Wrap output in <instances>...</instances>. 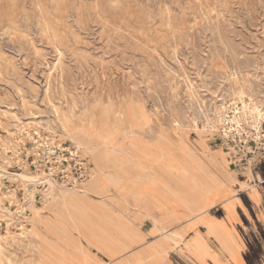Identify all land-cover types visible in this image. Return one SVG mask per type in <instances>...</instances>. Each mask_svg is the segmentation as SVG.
<instances>
[{"label": "rangeland", "instance_id": "rangeland-1", "mask_svg": "<svg viewBox=\"0 0 264 264\" xmlns=\"http://www.w3.org/2000/svg\"><path fill=\"white\" fill-rule=\"evenodd\" d=\"M263 13L264 0H0V264H56L58 248L68 264H193L187 239L154 232L153 219L175 235L180 220L164 209L166 195L173 203L181 190L205 195L217 174L242 173L260 156L264 123L256 132L242 110V128L229 121L239 90L264 111ZM64 118L83 129L93 122L110 148L96 132L64 139ZM134 141L146 156L113 155ZM34 216L40 248L52 252L45 259L38 242L20 237ZM213 249L191 256L222 264Z\"/></svg>", "mask_w": 264, "mask_h": 264}, {"label": "crops", "instance_id": "crops-1", "mask_svg": "<svg viewBox=\"0 0 264 264\" xmlns=\"http://www.w3.org/2000/svg\"><path fill=\"white\" fill-rule=\"evenodd\" d=\"M245 169L237 175L217 174L212 180V191L205 195L198 191L187 194L185 190H181L180 201L174 203L171 202L169 195H166L167 203L164 204V209L179 216L177 231L184 237L180 243L183 245L185 239L189 243V246L183 245L186 248L184 252L187 251L195 256L201 254L204 258L217 255L213 249L216 247L211 240L213 238L207 234V227L204 226L206 219L203 218L201 221V216L198 221L196 219L198 214L206 216L205 213L210 211L212 222L217 226L224 225L229 228V233L234 232L235 245L233 243L231 245L243 246V250L239 253V260L244 264H264V158ZM148 209L155 208L148 207ZM194 211L199 213L193 215ZM191 255L187 256L193 264H204ZM221 259L222 264H231V261L238 260V256L221 255ZM205 263L219 264L211 259H206Z\"/></svg>", "mask_w": 264, "mask_h": 264}, {"label": "bare ground", "instance_id": "bare-ground-1", "mask_svg": "<svg viewBox=\"0 0 264 264\" xmlns=\"http://www.w3.org/2000/svg\"><path fill=\"white\" fill-rule=\"evenodd\" d=\"M169 1V0H168ZM180 1H182V0H180ZM195 2V1H194ZM38 3V2H37ZM170 3V2H169ZM40 4V3H39ZM171 4V3H170ZM176 4V3H175ZM252 4H253V2H252ZM259 4V3H258ZM226 5V4H225ZM215 6V5H214ZM149 7V6H148ZM177 8V7H176ZM199 8V7H198ZM219 8V7H218ZM172 9H173V7H172ZM231 9V8H230ZM148 10V9H147ZM228 10V9H227ZM226 10V11H227ZM153 12V11H152ZM246 12V11H245ZM262 12V11H261ZM264 14V13H263ZM150 16V15H149ZM200 16V15H199ZM253 16H254V14H253ZM151 17H152V15H151ZM204 19V18H203ZM231 18H229V20H230ZM244 19V18H243ZM259 19V18H258ZM41 20V19H40ZM193 20V19H192ZM264 20V19H263ZM222 21V20H221ZM258 21V20H257ZM256 21V22H257ZM262 21V20H261ZM234 22V21H233ZM18 23V22H17ZM67 23V22H66ZM203 23V22H202ZM86 24V23H85ZM203 25V24H202ZM212 25V24H211ZM259 25V24H258ZM79 26V25H78ZM81 26V25H80ZM73 27V26H72ZM85 27V26H84ZM101 27V26H100ZM206 27H208V26H206ZM216 27H217V25H216ZM19 28V27H18ZM64 28V27H63ZM83 28V27H82ZM87 28V27H86ZM166 28H168V27H166ZM213 28V27H212ZM25 29V28H24ZM29 29V28H28ZM84 29V28H83ZM88 30V29H87ZM223 31V30H222ZM225 31V30H224ZM25 32V31H24ZM190 32V31H189ZM211 32V31H210ZM234 32V31H233ZM40 33V32H39ZM20 34V33H19ZM203 35H204V33H203ZM205 36V35H204ZM264 36V35H263ZM53 37V36H52ZM170 37V36H169ZM178 37V36H177ZM201 37V36H200ZM212 37V36H211ZM216 37H217V35H216ZM11 38V37H10ZM14 38H16V37H14ZM107 37H105V39H106ZM12 39V38H11ZM31 39V38H30ZM173 39V38H172ZM206 39V38H205ZM1 40V39H0ZM115 40H117V39H115ZM118 40H119V38H118ZM179 40V39H178ZM14 41V40H13ZM25 41V40H24ZM173 41V40H172ZM193 41V40H192ZM26 42V41H25ZM129 42V41H128ZM174 42V41H173ZM172 42V43H173ZM178 42V41H177ZM180 42V41H179ZM236 42V41H235ZM14 43V42H13ZM28 43H30V42H28ZM132 43V42H131ZM206 43V42H205ZM213 43V42H212ZM259 43H261V42H259ZM263 43V42H262ZM19 44V43H18ZM27 44V43H26ZM47 44V43H46ZM56 44V43H55ZM220 44V43H219ZM240 44V43H239ZM242 45H243V43H241ZM252 44V43H251ZM59 45V44H58ZM174 45V44H173ZM221 45V44H220ZM232 45V44H231ZM255 45H256V43H255ZM1 46V45H0ZM30 46V45H29ZM34 46H36V45H34ZM52 46H54V45H52ZM60 46H61V44H60ZM213 46H214V44H213ZM212 46V47H213ZM240 46V45H239ZM259 46V45H258ZM47 47H49V46H47ZM55 47V46H54ZM58 47V46H57ZM112 47V46H111ZM134 47V46H133ZM169 47V46H168ZM209 47H210V45H209ZM256 47H257V45H256ZM53 48V47H52ZM51 48V49H52ZM56 48V47H55ZM59 48V47H58ZM107 48V47H106ZM116 48V47H115ZM115 48H113V49H115ZM123 48V47H122ZM190 48V47H189ZM246 48V47H245ZM249 48V47H248ZM63 49V48H62ZM117 49V48H116ZM144 49V48H143ZM191 49V48H190ZM215 49V48H214ZM219 49H221V50H223L222 48H219ZM239 49V48H238ZM23 50V49H22ZM66 50V49H65ZM64 50V51H65ZM139 50V49H138ZM193 50V49H192ZM240 50V49H239ZM3 51V50H2ZM56 51V50H55ZM63 51V50H62ZM68 51V50H67ZM67 51H66V53H67ZM226 51V50H225ZM242 51V50H241ZM260 51V50H259ZM18 52V51H17ZM20 52H21V49H20ZM52 52V51H51ZM70 52V51H69ZM110 52H112V51H110ZM109 52V53H110ZM179 52V51H178ZM232 52V51H231ZM245 52V51H244ZM243 52V53H244ZM250 52V51H249ZM35 53V52H34ZM105 53V52H104ZM108 53V54H109ZM119 53V52H118ZM172 53V52H171ZM260 53V52H259ZM20 54V53H19ZM55 54V53H54ZM58 54H59V52H58ZM125 54V53H124ZM151 54V53H150ZM170 54V53H169ZM196 54V53H195ZM199 54V53H198ZM234 54V53H233ZM238 54H240V53H238ZM38 55V54H37ZM133 55V54H132ZM131 55V56H132ZM153 55V54H152ZM158 55V54H157ZM180 55V54H179ZM248 55V54H247ZM258 55V54H257ZM35 56V55H34ZM56 56V55H55ZM72 56V55H71ZM151 56V55H150ZM162 56V55H161ZM171 56V55H170ZM199 56V55H198ZM209 56V55H208ZM217 56V55H216ZM229 56V55H228ZM233 56V55H232ZM54 57V56H53ZM149 57V56H148ZM172 57V56H171ZM224 57V56H223ZM257 57V56H256ZM61 58V57H60ZM71 58V57H70ZM125 58H127V57H125ZM176 58V57H175ZM211 58V57H210ZM247 58V57H246ZM65 59H67V58H65ZM105 59V58H104ZM108 59V58H107ZM157 59H159V58H157ZM161 59V58H160ZM172 59V58H171ZM174 59V58H173ZM178 59V58H177ZM212 59V58H211ZM231 59V58H230ZM229 59V60H230ZM233 59V58H232ZM256 59V58H255ZM59 60V59H58ZM73 60V59H72ZM76 60V59H75ZM80 60V59H79ZM96 60V59H95ZM165 60V59H164ZM175 60V59H174ZM242 60V59H241ZM60 61V60H59ZM64 61V60H63ZM81 61V60H80ZM92 61V60H91ZM110 61V60H109ZM150 61H152L151 59H150ZM163 61V60H162ZM166 61V60H165ZM184 61V60H183ZM233 61H234V59H233ZM249 61V60H248ZM256 61H258V60H256ZM15 62V61H14ZM58 62V61H57ZM61 62V61H60ZM93 62V61H92ZM110 62H112V61H110ZM159 62V61H158ZM178 62V61H177ZM209 62V61H208ZM252 62V61H251ZM255 62V61H254ZM260 62V61H259ZM76 63V62H75ZM74 63V64H75ZM82 63H84L83 61H82ZM130 63V62H129ZM183 63H185V61L183 62ZM249 63V62H248ZM15 64V63H14ZM49 64V63H48ZM55 64V63H54ZM59 64V63H58ZM91 64V63H90ZM89 64V65H90ZM108 64H110V63H108ZM148 64V63H147ZM153 64H154V62H153ZM182 64V63H181ZM242 64V63H241ZM12 65V64H11ZM45 65V64H44ZM57 65V64H56ZM56 65H54L55 66V68H56ZM84 65V64H83ZM132 65H133V63H132ZM186 65V64H185ZM252 65V64H251ZM251 65H249V66H251ZM53 66V67H54ZM93 66V65H92ZM120 66H121V64H120ZM173 66V65H172ZM176 66V65H175ZM260 66V65H259ZM14 67V66H13ZM85 67V66H84ZM102 67V66H101ZM106 67V66H105ZM108 67V66H107ZM132 67V66H131ZM164 67V66H163ZM233 67V66H232ZM239 67H241V66H239ZM109 68V67H108ZM170 68V67H169ZM178 68V67H177ZM243 68V67H242ZM252 68V67H251ZM260 68V67H259ZM258 68V69H259ZM11 69V68H10ZM18 69V68H17ZM58 69H59V65H58ZM57 68L55 69V70H58ZM65 69H66V67H65ZM131 69V68H130ZM167 69V68H166ZM179 69V68H178ZM246 69V68H245ZM60 70V72H61V68L59 69ZM78 70H80L79 68H78ZM82 70V69H81ZM133 70V69H132ZM144 70V69H143ZM146 70V69H145ZM209 70V69H208ZM244 70V69H243ZM246 70H248V69H246ZM251 70V69H250ZM263 70V69H262ZM261 70V71H262ZM10 71V70H9ZM51 71H53V69L51 70ZM65 71V70H64ZM89 71V70H88ZM98 71V70H97ZM139 71V70H138ZM180 71V70H179ZM242 71V70H241ZM249 71V70H248ZM59 72V71H58ZM100 72V71H99ZM124 72V71H123ZM135 72V71H134ZM151 72V71H150ZM193 72H195V70L193 71ZM258 72V71H257ZM55 73V72H54ZM69 73V72H68ZM82 73H83V70H82ZM89 73V72H88ZM97 73V72H96ZM113 73V72H112ZM118 73V72H117ZM122 73V72H121ZM144 73V72H143ZM159 73V72H158ZM217 73V72H216ZM244 73V72H243ZM249 73H250V71H249ZM51 74V73H50ZM56 74V73H55ZM61 74V73H60ZM71 74H72V72H71ZM105 74V73H104ZM111 74V73H110ZM128 74V73H127ZM134 74V73H133ZM145 74V73H144ZM162 74V73H161ZM172 74V73H171ZM197 74V73H196ZM199 74V73H198ZM230 74V73H229ZM256 74V73H255ZM254 74V75H255ZM263 74V73H262ZM12 75H14V74H12ZM65 75V74H64ZM81 75V74H80ZM95 75V74H94ZM102 75V74H101ZM107 75V74H106ZM122 75V74H121ZM140 75H142V74H140ZM153 75V74H152ZM151 75V76H152ZM166 75V74H165ZM191 75V74H190ZM15 76V75H14ZM20 76V75H19ZM46 76V75H45ZM63 76V75H62ZM109 76V75H108ZM128 76V75H127ZM129 76H131L130 75V73H129ZM149 76V75H148ZM159 76V75H158ZM199 76V75H198ZM201 76V75H200ZM217 76V75H216ZM230 76V75H229ZM234 76V75H233ZM239 76V75H238ZM261 76V75H260ZM21 77V76H20ZM56 77V76H55ZM61 77V76H60ZM75 77V76H74ZM83 77H84V75H83ZM134 77H136L135 75H134ZM219 77V76H218ZM246 77V76H245ZM245 77H243V78H245ZM45 78V77H44ZM79 78V77H78ZM84 78H86V76L84 77ZM102 78V77H101ZM126 78V77H125ZM150 78V77H149ZM160 78V77H159ZM163 78V77H162ZM215 78V77H214ZM19 79V78H18ZM66 79V78H65ZM71 79V78H70ZM88 79V78H87ZM94 79V78H93ZM120 79H122L123 80V78L121 77ZM165 79V78H164ZM176 79H178V78H176ZM183 79V78H182ZM190 79V78H189ZM192 79V78H191ZM200 79H201V77H200ZM199 79V80H200ZM224 79V78H223ZM222 79V80H223ZM45 80V79H44ZM52 80H54V79H52ZM57 80H58V78H57ZM62 80V79H61ZM72 80V79H71ZM125 80H127V79H125ZM133 80V79H132ZM141 80V79H140ZM155 80V79H154ZM169 80V79H168ZM194 80V79H193ZM195 80H196V76H195ZM244 80V79H243ZM249 80V79H248ZM20 81V80H19ZM47 81H48V79H47ZM84 81V80H83ZM90 81V80H89ZM158 81V80H157ZM203 81V80H202ZM59 82V81H58ZM113 82V81H112ZM186 82V81H185ZM197 82V81H196ZM226 82V81H225ZM255 82V81H254ZM253 82V83H254ZM56 83V82H55ZM60 83V82H59ZM69 83V82H68ZM73 83V82H72ZM83 83V82H82ZM132 83V82H131ZM177 83V82H176ZM182 83V82H181ZM189 83H190V81H189ZM200 83V82H199ZM203 83V82H202ZM249 83V82H248ZM252 83V82H251ZM26 84V83H25ZM28 84V83H27ZM58 84V83H57ZM66 84V83H65ZM71 84V83H70ZM87 84V83H86ZM108 84V83H107ZM125 84V83H124ZM135 84H136V81H135ZM139 84V83H138ZM183 84V83H182ZM188 84V83H187ZM226 84V83H225ZM132 85V84H131ZM164 86H166L165 84H163ZM185 85V84H184ZM199 85V84H198ZM202 85V84H201ZM97 86V85H96ZM114 86V85H113ZM112 86V87H113ZM117 86V85H116ZM127 86V85H126ZM138 86V85H137ZM156 86H157V84H156ZM72 87V86H71ZM76 87H78V86H76ZM88 87H90V86H88ZM99 87V86H98ZM118 87V86H117ZM145 87H147L146 85H145ZM151 87V86H150ZM149 87V88H150ZM184 87V86H183ZM197 87V86H196ZM221 87V86H220ZM219 87V88H220ZM247 87V86H246ZM34 88V87H33ZM36 88V87H35ZM59 88V87H58ZM57 88V89H58ZM82 88V87H81ZM84 88V87H83ZM82 88V89H83ZM124 88V87H123ZM138 88V87H137ZM136 88V89H137ZM153 88V87H152ZM170 88V87H169ZM181 88V87H180ZM180 88H178L179 90H180ZM186 88V87H185ZM192 88V87H191ZM244 88V87H243ZM255 88V87H254ZM261 88V87H260ZM60 89V88H59ZM100 89V88H99ZM132 89V88H131ZM139 89V88H138ZM145 89V88H144ZM167 89V88H166ZM195 89V88H194ZM222 89V88H221ZM224 89V88H223ZM259 89V88H258ZM65 90V89H64ZM74 90V89H73ZM79 90V89H78ZM130 90V89H129ZM145 90H147V88L145 89ZM156 90V89H155ZM160 90V89H159ZM190 90H192V89H190ZM216 90V89H215ZM231 90V89H230ZM244 90V89H243ZM250 90V89H249ZM252 90V89H251ZM263 90H264V88H263ZM262 90V91H263ZM21 91V90H20ZM47 91V90H46ZM49 91V90H48ZM51 91V90H50ZM59 91V90H58ZM120 91V90H119ZM133 92H134V90H132ZM158 91V90H157ZM170 91V90H169ZM261 91V92H262ZM36 92V91H35ZM52 92V91H51ZM54 92V91H53ZM60 92H61V90H60ZM66 92V91H65ZM94 92V91H93ZM98 92V91H97ZM100 92V91H99ZM200 92V91H199ZM212 92V91H211ZM218 92V91H217ZM250 92V91H249ZM78 93V92H77ZM109 93H110V91H109ZM147 93V92H146ZM179 93V92H178ZM181 93V92H180ZM191 93V92H190ZM194 93V92H193ZM207 93V92H206ZM228 93V92H227ZM235 93V92H234ZM43 94H45V92L43 93ZM47 94V93H46ZM60 94V93H59ZM135 94V93H134ZM148 94V93H147ZM150 94H152V93H150ZM156 94V93H155ZM168 94V93H167ZM166 94V95H167ZM182 94V93H181ZM192 94V93H191ZM199 94V93H198ZM205 94V93H204ZM218 94V93H217ZM220 94V93H219ZM246 94H247V92H246ZM86 95V94H85ZM131 95V94H130ZM145 95V94H144ZM154 95V94H153ZM226 95V94H225ZM235 96L236 95H238V104L240 103L241 104V107H235V112H234V114H233V119H229L230 121L229 122H233V123H235L237 126H239L240 128H242V124H241V120L239 119H237L236 118V116L235 115H237L239 112H241L240 110H242V111H245L246 112V115L248 116V122H247V124L251 127V128H253L256 132H258V130H260L259 129V127H260V124H262V122L264 123V111H263V113H261V110L259 109V107H257V106H255V105H251V104H245L244 103V101L242 100L243 98H244V95H243V92L241 91V90H239V92H237L236 94H234ZM256 95V94H255ZM51 96V95H50ZM62 96H63V93H62ZM62 96H60V97H62ZM76 96V95H75ZM83 96V95H82ZM146 96H148V95H146ZM200 96V95H199ZM204 96V95H203ZM220 96V95H219ZM253 96V95H252ZM52 97V96H51ZM59 97V98H60ZM154 97H156L155 95H154ZM161 97V96H160ZM185 97V96H184ZM216 97V96H215ZM226 97H227V95H226ZM226 97H225V99H226ZM229 97V96H228ZM231 97V96H230ZM237 97V96H236ZM91 98V101H92V97H90ZM111 98V97H110ZM197 98V97H196ZM65 99V98H64ZM94 99V98H93ZM105 99H107V98H105ZM188 99H189V97H188ZM212 99H213V97H212ZM218 99V98H217ZM229 99V98H228ZM235 99V98H234ZM59 100V99H58ZM81 100V99H80ZM194 100V99H193ZM198 100V99H197ZM196 100V101H197ZM231 100V99H230ZM233 100V99H232ZM253 100V99H252ZM255 100H257V99H255ZM52 101V100H51ZM63 101V100H62ZM72 101V100H71ZM76 101V100H75ZM148 101V100H147ZM151 101V100H150ZM172 101V100H171ZM186 101V100H185ZM208 101H210V100H208ZM216 101V100H215ZM263 101V100H262ZM35 102V101H34ZM44 102V101H43ZM55 102V101H54ZM59 102V101H58ZM77 102V101H76ZM157 102V101H156ZM180 102V101H179ZM237 102H235L236 103V105H237ZM254 102V101H253ZM56 103V102H55ZM89 103V102H88ZM115 103V102H114ZM165 103H167V102H165ZM256 104H257V102H255ZM60 104V103H59ZM159 104V103H158ZM161 104V103H160ZM195 104V103H194ZM230 104V103H229ZM85 105V104H84ZM143 105V104H142ZM146 105V104H145ZM153 105V104H152ZM168 105V104H167ZM184 105V104H183ZM81 106V105H80ZM166 106V105H165ZM177 106V105H176ZM202 106V105H201ZM235 106V105H234ZM49 107V106H48ZM66 108H67V106H65ZM86 107V106H85ZM171 107V106H170ZM170 107H168V108H170ZM203 107H204V105H203ZM211 107V106H210ZM218 107V106H217ZM264 107V106H263ZM57 108V107H56ZM62 108V107H61ZM61 108H60V110H61ZM65 108V109H66ZM83 108V107H82ZM81 108V109H82ZM214 108V107H213ZM184 109H185V107H184ZM199 109V108H198ZM205 109V108H204ZM209 109V108H208ZM211 109V108H210ZM224 109H225V107H224ZM70 110V109H69ZM231 110H232V108H231ZM66 111V110H65ZM148 111V110H147ZM151 111V110H150ZM184 111V110H183ZM205 111V110H204ZM54 112V111H53ZM76 112V111H75ZM198 112V111H197ZM203 112V111H202ZM218 112V111H217ZM47 113V112H46ZM52 113V112H51ZM73 113H74V111H73ZM171 113H172V111H171ZM193 113V112H192ZM195 113H196V110H195ZM223 113H226L225 111L223 112ZM70 114V113H69ZM164 114V113H163ZM184 114V113H183ZM219 115H220V112L218 113ZM46 115V114H45ZM190 115H191V113H190ZM200 115H201V113H200ZM208 115V114H207ZM228 115V114H227ZM241 115V114H240ZM48 116V115H47ZM54 116H55V114H54ZM54 116H53V120H54ZM57 116V115H56ZM62 116V115H61ZM197 116V115H196ZM204 116H206V115H204ZM50 117V116H49ZM57 118V117H56ZM161 118V117H160ZM159 118V119H160ZM167 118V117H166ZM186 118V117H185ZM199 118V117H198ZM214 118V117H213ZM219 118H221V116H219L218 117V119ZM242 118V117H241ZM34 119V118H33ZM190 119H192V118H190ZM196 119V118H195ZM161 120H163L162 118H161ZM187 120V119H186ZM186 120H184V121H186ZM202 120V119H201ZM221 120V119H220ZM227 120V119H226ZM55 121V120H54ZM187 121H189V120H187ZM194 121V120H193ZM218 122H219V120H217ZM56 122V121H55ZM163 122V121H162ZM178 122V121H177ZM200 122V121H199ZM51 123H52V121H51ZM206 123V122H205ZM58 125V124H57ZM147 125V124H146ZM160 125V124H159ZM166 125V124H165ZM169 125V124H168ZM205 125V124H204ZM208 125V124H207ZM15 126V125H14ZM51 126V125H50ZM198 126V125H197ZM18 127V126H17ZM60 127V126H59ZM62 129L64 130V134H66L67 135V137L66 138H64V139H66V140H68V141H70V142H73V141H75L74 140V135H75V133H77V132H81L83 135H84V137H86V136H88V135H90V134H92V133H94V132H96V133H98L97 135H98V138H99V140L102 142V144L106 147V149H108V148H110V137H109V135L108 134H106L105 132H102V131H98L97 129H99L93 122H91L90 124H89V126H88V128L87 129H83V126L82 125H77L75 122H72L70 119H68V118H64L63 120H62ZM60 127V128H61ZM206 127V126H205ZM48 128V127H47ZM50 128H52V127H50ZM85 128V127H84ZM163 128V127H162ZM185 128H187V127H185ZM141 129V128H140ZM203 129H205V128H203ZM59 130V129H58ZM134 131V130H133ZM149 132V131H148ZM255 132V133H256ZM136 133V132H135ZM51 134V133H50ZM62 134V133H61ZM100 134V135H99ZM139 134V133H138ZM150 134V133H149ZM226 135V134H225ZM64 136V135H63ZM201 138V137H200ZM259 140V139H258ZM74 143V142H73ZM185 146V148H187V146L188 145H184ZM75 147H76V149L77 150H80V147H79V144H75ZM117 148V150H115V149H112V151H113V155H116V156H118V157H120V158H122L123 160H125V161H128V160H132V159H134L135 157H137V156H146L147 154L146 153H144L145 151H144V148L142 149V148H140V144H138V142H136V141H134V142H130V144L128 145V146H117L116 147ZM148 148V147H147ZM141 149L144 151V152H142L141 151ZM150 149L148 148V151H149ZM159 152V151H158ZM166 156H168V155H166ZM166 156H163V158L162 159H164L165 160V158H166ZM112 157H114V156H112ZM114 159V158H113ZM4 167V166H3ZM1 169V168H0ZM260 169V168H259ZM263 173V172H262ZM99 175H103V173L102 172H99ZM17 176V178L19 179V180H21V181H23V182H25V183H34L37 179H36V177L35 176H32V175H29V174H26V173H21V174H17L16 175ZM0 177H3V175H1ZM243 180V179H242ZM237 183V182H236ZM254 183V182H253ZM262 183V182H261ZM255 184V183H254ZM25 185V184H24ZM50 186H51V184H49ZM256 185V184H255ZM31 186V185H30ZM33 186V185H32ZM53 186V185H52ZM253 187V186H252ZM52 188V187H51ZM234 188H236V187H234ZM26 189V188H25ZM29 189V188H28ZM200 189V191H204V188H199ZM234 191V190H233ZM30 193V192H29ZM256 193H258V192H256ZM80 194H84L83 192L82 193H80ZM221 194V193H220ZM230 196V195H229ZM51 197V199H53V195L52 196H49V198ZM212 198V197H211ZM215 199V198H214ZM213 199V200H214ZM209 203V202H208ZM211 204V203H210ZM215 207V206H214ZM213 208V207H212ZM206 209V208H205ZM18 210V209H17ZM207 211V210H206ZM6 212V211H5ZM210 211H208L207 213H205V214H207V216H205V215H199L198 213L199 212H193L192 214L193 215H197L198 217H196L197 218V221L200 219L199 218V216H201V221H202V219L204 218V219H206L205 220V224H204V226L205 227H207V229H206V232H207V234L210 236V237H212L213 239H211L212 240V242L214 243V245L215 246H217V248L225 255V256H229V257H233V256H238V260L240 259L239 257H240V252L243 250V249H241V247H239V246H232L231 244L233 243H235V240H234V238H235V236L232 234V233H229V231L228 230H230L229 228H227V227H225L224 225H222V226H217L214 222H212V215H208V213H209ZM3 213V212H2ZM13 213V212H12ZM25 213V212H24ZM18 214L20 215V214H22V211L21 210H19L18 211ZM205 216V217H204ZM239 216V215H238ZM20 217V216H19ZM238 218V217H237ZM4 220L6 219V218H3ZM32 227V228H31ZM37 218L34 216V218H33V221H30V226H28V228L26 227V225L24 226H22L21 227V229H23L24 231H23V233H21L20 234V237L21 238H25L26 240H35L36 242H38V245H36V250H38V254H41V256H40V259H45V257H44V255L46 254V253H48V254H50V253H52V252H50V250L49 249H47L46 251H42V249L40 248V246H42V236H41V234H40V232L37 230ZM195 228H196V226H195ZM20 230V229H19ZM189 230V229H188ZM153 231L154 232H156V233H159V234H163V235H165V234H167L168 235V237H169V239H173V240H175V241H179V242H182L183 240H182V238H183V235H181L179 232H177L175 235H171V233H170V231L169 230H167V231H165L164 230V228H163V224L161 223V224H159L158 222H156L154 219H153ZM182 231V230H181ZM170 233V234H169ZM195 235V234H194ZM234 237V238H233ZM3 239V238H2ZM26 243V242H25ZM45 244V243H44ZM184 244H185V242H184ZM4 245V244H3ZM235 245V244H234ZM30 246V245H29ZM24 247V246H23ZM39 247V248H38ZM25 248V247H24ZM262 248V247H261ZM59 249V250H58ZM57 249V251L59 252L60 250H61V254L60 253H58V254H56V258L59 260L56 264H68V257L70 256L69 254H68V252L66 251V250H64L63 248H58ZM195 249V248H194ZM193 249V250H194ZM4 249H3V247L0 245V255H2V251H3ZM7 250V249H6ZM25 250H26V248H25ZM192 250V249H191ZM24 251V250H23ZM52 251V250H51ZM218 251V250H217ZM12 252V251H11ZM31 252V251H30ZM261 254V253H260ZM16 255V254H15ZM206 256V255H205ZM14 258H15V256H14ZM261 258V257H260ZM26 259V258H25ZM234 260V259H233ZM234 260V261H231V264H244L243 263V261H241V260ZM261 260V259H260ZM28 261V260H27ZM263 261V260H262ZM24 262V261H23ZM205 262V261H204ZM14 263V262H13ZM19 263V262H18ZM30 263V262H29ZM261 263V262H260ZM38 264H41L40 262H38ZM84 264V263H83ZM255 264V263H254Z\"/></svg>", "mask_w": 264, "mask_h": 264}, {"label": "built area", "instance_id": "built-area-1", "mask_svg": "<svg viewBox=\"0 0 264 264\" xmlns=\"http://www.w3.org/2000/svg\"><path fill=\"white\" fill-rule=\"evenodd\" d=\"M258 151H259V154H260L259 157H256L255 159H253V160L249 163V165H247L246 163H243L242 166L247 165L246 168H249V167H252V166H253L255 163H257L258 161H260V160L263 159V156H264V141L260 143L259 148H258ZM60 186H62V187H61V189H58V191H59V190H64V188H66V184H63V183H62Z\"/></svg>", "mask_w": 264, "mask_h": 264}]
</instances>
